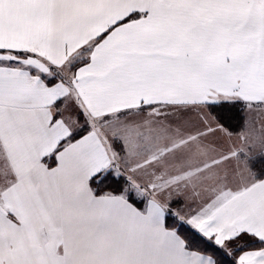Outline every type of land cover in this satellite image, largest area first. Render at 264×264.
I'll list each match as a JSON object with an SVG mask.
<instances>
[{
  "label": "snow or ice",
  "instance_id": "6c2138e0",
  "mask_svg": "<svg viewBox=\"0 0 264 264\" xmlns=\"http://www.w3.org/2000/svg\"><path fill=\"white\" fill-rule=\"evenodd\" d=\"M0 264H264V0H0Z\"/></svg>",
  "mask_w": 264,
  "mask_h": 264
}]
</instances>
